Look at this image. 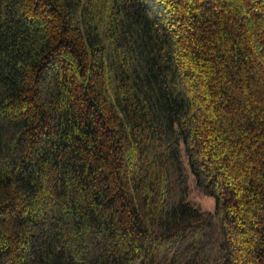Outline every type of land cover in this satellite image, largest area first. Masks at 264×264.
Here are the masks:
<instances>
[{
  "label": "trees",
  "instance_id": "1",
  "mask_svg": "<svg viewBox=\"0 0 264 264\" xmlns=\"http://www.w3.org/2000/svg\"><path fill=\"white\" fill-rule=\"evenodd\" d=\"M0 264H264V0H0Z\"/></svg>",
  "mask_w": 264,
  "mask_h": 264
},
{
  "label": "rangeland",
  "instance_id": "2",
  "mask_svg": "<svg viewBox=\"0 0 264 264\" xmlns=\"http://www.w3.org/2000/svg\"><path fill=\"white\" fill-rule=\"evenodd\" d=\"M188 198L198 204L202 209L210 210L213 207L212 197L200 192L192 185L191 181H189Z\"/></svg>",
  "mask_w": 264,
  "mask_h": 264
}]
</instances>
